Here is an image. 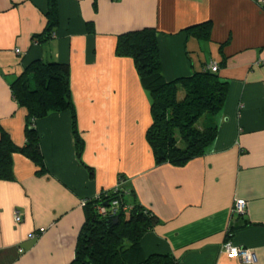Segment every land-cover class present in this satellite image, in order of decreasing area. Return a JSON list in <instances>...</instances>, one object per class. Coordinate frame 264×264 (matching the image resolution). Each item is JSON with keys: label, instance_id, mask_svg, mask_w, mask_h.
<instances>
[{"label": "crops", "instance_id": "obj_1", "mask_svg": "<svg viewBox=\"0 0 264 264\" xmlns=\"http://www.w3.org/2000/svg\"><path fill=\"white\" fill-rule=\"evenodd\" d=\"M59 25L47 42L50 0H0V125L15 145L26 142L27 110L11 85L35 61L68 64L77 130L70 112L37 120L46 172L13 157L14 181H0V264H70L84 206L117 187L160 224L141 246L146 257L180 264H243L227 243L252 250L264 264V9L259 0H56ZM211 23L210 39L192 29ZM154 28L168 82L211 62L228 83L216 115L218 136L183 167L157 166L146 141L150 100L134 62L116 56L119 36ZM17 51H20L19 53ZM123 177V182L119 178ZM246 202L242 216L233 212ZM22 221L15 222V213ZM232 227L236 229L230 231Z\"/></svg>", "mask_w": 264, "mask_h": 264}, {"label": "trees", "instance_id": "obj_2", "mask_svg": "<svg viewBox=\"0 0 264 264\" xmlns=\"http://www.w3.org/2000/svg\"><path fill=\"white\" fill-rule=\"evenodd\" d=\"M264 9V8H263ZM48 25L33 41L44 43L53 36L59 25L56 0H50ZM211 23L196 26L193 34L200 40L210 39ZM154 28L129 32L119 36L115 54L134 62L137 75L150 100L151 125L146 141L157 166L170 164L183 167L202 157L218 136L215 117L223 109L228 83L208 70L191 77L168 82ZM71 70L68 64L35 61L11 85L12 96L19 107L27 110L26 142L15 145L0 125V181H14L13 157L20 154L46 172L36 130L37 120L52 114L70 112L77 156L84 150V142L77 130V117L70 87ZM123 177L119 182H123ZM118 211L111 215L113 203ZM107 210L99 214L98 208ZM128 210L124 211L123 208ZM85 222L80 230L75 256L70 264H180L171 255L143 254V237L160 224L159 219L139 204L134 191L117 187L85 203ZM236 228L232 227L231 232Z\"/></svg>", "mask_w": 264, "mask_h": 264}, {"label": "built area", "instance_id": "obj_3", "mask_svg": "<svg viewBox=\"0 0 264 264\" xmlns=\"http://www.w3.org/2000/svg\"><path fill=\"white\" fill-rule=\"evenodd\" d=\"M259 4L264 8V0H259ZM17 52L19 53L20 51H17ZM208 70H211L214 73H218L219 66L216 63L211 62L208 66ZM246 206L247 205L244 200H237L233 208L234 214L242 216L246 211ZM118 208H119L118 203L114 202L113 207L111 208V215H115L118 211ZM123 210L127 211L128 208L125 207L123 208ZM98 212L99 214L103 216L107 215L108 213L107 210L103 207H99ZM21 221H22L21 215L18 212H16L15 222L20 223ZM223 250L225 254H227L230 258L238 259L243 264H256L257 263L256 254L252 250L238 248V247L233 246L231 243L225 244L223 247Z\"/></svg>", "mask_w": 264, "mask_h": 264}, {"label": "rangeland", "instance_id": "obj_4", "mask_svg": "<svg viewBox=\"0 0 264 264\" xmlns=\"http://www.w3.org/2000/svg\"><path fill=\"white\" fill-rule=\"evenodd\" d=\"M148 95V94H147Z\"/></svg>", "mask_w": 264, "mask_h": 264}]
</instances>
